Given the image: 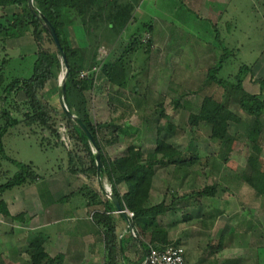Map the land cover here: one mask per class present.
<instances>
[{"label": "trees", "instance_id": "trees-1", "mask_svg": "<svg viewBox=\"0 0 264 264\" xmlns=\"http://www.w3.org/2000/svg\"><path fill=\"white\" fill-rule=\"evenodd\" d=\"M142 0H34L35 9H31L28 0H0V154L6 157L4 136L12 127L24 125L31 132H48V137L41 139V147L63 146L61 141L60 124L67 126L68 134L74 147L68 151V167L66 170L83 175L95 182L97 179V162L93 145L87 134L62 108L52 105L44 96L49 84L59 88V76L65 70V62L60 50L57 48L51 34L44 24L43 16L47 17L56 29L61 45L66 53L69 73L66 80V104L75 115L80 117L91 131L99 146L100 156L103 163L102 179L111 186L112 192L117 196L123 207L134 212L131 218L136 233L131 238H137L142 245L143 254L132 264H143L151 247L165 248L168 245H181V239L172 240L170 230L177 223L191 222L192 213H186L182 220L172 221L173 224L164 226L161 217L169 211H175L176 202L182 201L188 195H194L197 203L204 197L215 198L218 193L216 184L191 191L190 194L177 195L169 204L165 199L153 203V180L159 170L173 167L178 178L189 177L191 168L201 164L207 166L211 158L205 161L198 159V155L187 156L174 144L160 137L166 130L175 133L176 125L167 112V103L174 104L178 108H192V102L187 99L181 102V98L163 96L157 101L155 112L158 118L167 120L165 129L157 125V140L155 149L145 153L135 142L129 143L121 155L114 158L109 156L107 146L119 142L120 136L127 133L126 128L118 123V119L105 122H95L89 111L87 92L95 88L93 73L81 78L84 69H91L101 64L103 74L112 87H117V92L127 89L137 95H141L148 103L149 67L144 65L141 71L136 69L139 55L145 53L150 60L152 47L151 38L144 39L140 31L132 34L131 38L122 42V50L115 53L113 59L99 60V45L94 43L91 36L103 27H108L113 34L111 44L121 40L122 33L134 18L135 7ZM14 9L11 12L8 10ZM103 21H108L102 26ZM81 23L85 33L89 37L86 47L73 46L68 37V32L77 24ZM152 30L151 23L143 27ZM31 34L35 40L36 51L33 54L34 62L29 75L23 67L12 65L13 58L7 48V41L11 38L22 37ZM231 50L225 49L220 60L208 67L202 84L190 88L185 95L199 94L202 97L198 111L190 110L189 124L192 126L206 125L209 128L210 137L216 143L218 157L224 163H228L231 154L235 151L239 142V135L230 131L231 123L245 126L247 145L250 152L247 156V164L241 171L243 180L264 198V161L262 157L264 149V98L261 94L251 93L245 89V78L251 72V65L243 64L238 73L231 78H223L218 75L222 70ZM233 51V50H232ZM27 56L22 55L25 60ZM140 57V56H139ZM24 70V71H23ZM264 84V77L256 80ZM23 93L24 99L18 100V94ZM184 95V96H185ZM237 96V106L240 112L233 108V98ZM169 100V101H167ZM151 120H146L149 123ZM132 127V126H131ZM193 140L190 141L193 147ZM65 144V143H64ZM16 161L14 159H11ZM18 172L6 182L0 184V210L9 215L3 194L17 186H26L43 177L35 169V165L18 161ZM126 190L122 192V187ZM86 195L89 196V205L94 208L101 206L93 213L95 222L102 229L105 243L104 264H126L130 261L126 255L125 247L119 239V217L114 214L116 206L110 198L103 199L100 192L85 187ZM82 191V190H80ZM214 212L206 211L211 218H216L222 211L214 207ZM199 217V216H198ZM14 220H26L25 215L12 216ZM224 243V238L218 241H210L208 247L219 249ZM261 247L257 248L259 263L264 264V256ZM145 251V252H144ZM27 253L31 264H55L57 257H52L46 251L45 240L41 231L31 232ZM227 259L224 264H241L242 260ZM124 261V262H123Z\"/></svg>", "mask_w": 264, "mask_h": 264}, {"label": "rangeland", "instance_id": "rangeland-1", "mask_svg": "<svg viewBox=\"0 0 264 264\" xmlns=\"http://www.w3.org/2000/svg\"><path fill=\"white\" fill-rule=\"evenodd\" d=\"M12 10L14 9H10L8 12ZM2 13V9H0V15ZM256 28L257 26L254 25L253 29ZM93 34L96 35L95 33ZM73 35L75 34L72 33L70 36V42L73 46H87L83 40ZM236 36L237 40L234 42L228 40L223 42L224 46H227V48L218 51L215 58H208L215 64L220 60L225 49L231 50L228 51L227 60L222 70L218 73L220 77L232 79L243 64L251 65L262 56L264 42L261 40H254V38H259V35L253 33L247 36L239 32ZM92 40L94 43H97L99 47H101L103 43H106L104 46H112L111 42L109 44L101 39L95 40L92 38ZM197 43L204 44V42L201 41ZM209 44L217 47L219 46L218 42H210ZM205 45H208V42H205ZM34 47L36 49V45H34ZM34 47L24 46L9 49V53L13 58L12 65L20 67L19 69H21V67H23L24 70L27 69L24 75H29L31 72L34 62ZM235 47L238 49L236 50ZM7 48L9 47L7 46ZM103 48L104 47L100 48V50L98 48L99 57L101 56V50ZM104 49L107 50L108 48ZM192 52L193 51L186 50V54H191L192 57L196 58L197 56L200 57V53H204V51L199 52V55L194 56ZM196 54H198V52ZM22 55L27 56L25 60L21 59ZM136 55L140 56L136 58V69L138 71H141L144 65L149 67L150 60L145 57V53L140 51ZM202 59L205 60L207 58ZM207 69L208 66L204 65L202 70H197L195 73H153L152 71L149 74L148 72V88L151 90L148 95V100L151 97L152 102L153 98H162L164 95L175 98H177V96L179 97L180 94L187 92L188 89L201 85L205 79ZM63 72L64 70L60 76ZM101 75L102 74H100V76ZM262 75L261 73L249 74L245 78V83L248 90L251 92H260L264 97V88H261L260 83L256 81ZM100 76L98 82L101 79ZM58 83H60V78ZM53 85L49 84L47 86L48 89L43 91L44 96L52 105L61 108L58 98V88L54 87L53 89H49ZM170 86L174 88L173 91L169 88ZM98 87H101L99 88L101 90L88 93L89 111L91 112L93 121L98 123L118 119V123L123 125L127 130L125 135L120 136L119 142L115 144L114 147L109 148V156L113 158L121 155L126 146L132 142L139 145L145 153L152 152L155 149L158 137L157 125H162L164 129L167 125V120L164 118L160 119L158 123H155L158 114L155 112L154 104H150L151 102L146 103V99L139 95L136 98L143 101L142 105H138V107H140L138 108L139 111H136V113L134 112V114L132 112L129 115L128 113L124 114L123 112H127L129 109L126 106H122L121 100L119 101L121 94L119 93L118 95L116 93L117 87L106 86L103 81ZM127 94L132 98L137 95L132 93V91H128ZM23 96L24 94L20 93L17 99L23 100ZM180 98L181 102L187 99L191 100L193 102L192 108L181 107L176 109L173 103H167V112L169 114L172 113V122L176 125V129L174 134L164 130L160 137L169 143H173L179 150L185 152L187 156L196 154L198 155V159L202 162L207 158H211L212 160L207 166L201 164L198 167H192V173L188 178H178L180 176L175 175V169L173 167H168V171L166 172L163 169L159 170L153 180L155 182V190L152 188L154 192L152 201L153 203H157L165 199L167 203L170 204L177 195L181 196L185 193L190 194L191 191L198 190L210 184H216L218 186V193L215 198L204 197L200 203H197V198L194 195H188L183 198L182 201L176 202L177 205H174L176 206L175 211H169L160 218L161 224L168 227V225L173 224L174 221L182 220L186 213H192L194 219L191 222L177 223V225H174L170 230V238L173 241L180 238L181 244L185 247L187 243H182L183 235L188 237L189 234H191L193 237L190 239V245L186 247L189 258L188 264H195L196 261L200 264L204 260L202 259L203 256L213 261L216 257L215 253L217 249L215 250V248L211 249L208 247L207 242L210 239L216 242L219 240L220 236L229 233L231 237L227 239L226 243L228 245L231 244L235 249L233 250V255L238 258L243 256L239 259V262L241 260V262L246 260L245 253L247 251L249 252L252 248V264H260L257 248L261 247V254L264 256V198L258 195L241 177V171L247 164V156L250 152V148L247 145L246 128L245 126L231 123L230 131L239 135V142L236 145L235 151L231 154L230 161L224 163L218 157L219 148L210 137L209 128L204 124L200 126H192L189 124L188 119L190 110L198 111L202 102V97L199 94H187L185 96H180ZM236 100L237 96L235 95L232 105L237 112H240V110H237L239 107L237 106ZM108 102H110L109 105L107 104ZM97 105H100L99 109H97ZM119 108L122 109L123 114L114 115L120 110ZM146 120L151 121L147 123ZM62 122L64 123V121ZM45 137H48V132H38L37 134L31 132L27 126L22 124L8 130L3 139L5 147L4 155H6V157L0 154V184L6 182L18 172L20 168L18 161L33 163L35 169L44 178L49 175H59V173L63 174L67 172L66 167H68L69 163L67 150L73 149L74 142L71 141L69 146L63 142V146L44 148L41 147L40 143L41 139ZM60 140L62 141L63 139ZM191 140L194 142L192 145L193 147L189 144ZM262 157L264 161V150ZM91 181L93 186L106 199L107 197L104 190L106 189L107 181L105 179L103 180V186H101L98 181ZM23 187L24 186L14 187L6 191L3 195L5 197L9 194L17 193ZM214 207H218L217 210L222 211V213L216 218H211L206 214V211L214 212ZM215 223H217V227H215ZM189 225H191V227H188ZM251 245H253V247ZM140 253H142V250Z\"/></svg>", "mask_w": 264, "mask_h": 264}, {"label": "crops", "instance_id": "crops-1", "mask_svg": "<svg viewBox=\"0 0 264 264\" xmlns=\"http://www.w3.org/2000/svg\"><path fill=\"white\" fill-rule=\"evenodd\" d=\"M103 22L102 26L108 25L105 24L108 21ZM146 23H151V31L143 28ZM254 25L257 26L256 29H253ZM136 31L142 32L144 39L151 38L152 41L149 74L152 71L153 73H195L197 70H202L204 65L208 67L214 65L208 58H215L218 51L227 48L224 46V41H236V35L239 32L247 36L255 33L260 37L254 38V40L264 42V0H142L135 7L134 18L122 33L121 40L108 47L104 46L106 43H103L99 49L108 48L106 58L113 59L114 54L122 50L120 47L122 42L129 40ZM72 33L88 46L89 37L81 23L77 22L68 32L69 39ZM95 34L92 36L95 40L101 39L109 44L112 42L113 34L110 33L108 27H103ZM198 41L204 42V44H199ZM205 42H208V45H205ZM210 42H218L219 46L209 44ZM34 45H36L35 40L30 34L7 41L9 49L24 46L34 47ZM33 50L36 51L35 47ZM186 50L193 51L194 56L199 55V52L204 51V53H200V57L196 58L191 54H186ZM197 52L198 54H196ZM261 57L251 64L252 75L254 73L263 74L259 78L264 77V50ZM100 78V83L97 82L95 88L87 92V95L92 91L101 90L98 85L102 81L104 85L111 87L103 74ZM245 81V89L251 92ZM262 87L264 88V84L261 85ZM169 88L174 90L171 86ZM118 92L121 94L119 101L121 100L122 106L129 109L127 112H123L124 114L128 113L129 115L131 112L134 114L139 111L138 105L143 104V101L136 98L139 95L132 98L127 94V89H121ZM251 93L260 94V92ZM183 95L185 92L180 94V96ZM179 97L177 96V98ZM167 98L175 97L167 96ZM160 99L162 98L155 97L151 102L150 97L147 100L149 103L151 102L150 104H155ZM107 104L109 105L110 102ZM99 106L97 105V109ZM119 109L114 115L123 114L122 109ZM114 146H107V152L109 153V148ZM164 171L166 172L168 169ZM86 186L98 192L89 178L67 171L63 174L59 173V175L41 177L36 182L24 186L17 193L5 197L3 195L9 215L0 210V264H31L30 256L27 253L29 237L31 232L38 231H41L45 240L47 253L58 258L55 264H104V236L102 229L93 218V213L102 207L92 208L88 204L89 196L85 193L87 189H84ZM152 188L155 190L154 181ZM125 190L126 187L123 186L122 192ZM100 196L105 199L101 193ZM17 214L25 215L26 220L12 219V216ZM118 218L120 244L123 243L126 255L130 259L126 264H132L143 254L140 253L141 250L143 252V248L137 238H131L133 234L124 216L122 218L118 216ZM215 227H217V223H215ZM222 236L224 243L216 251L215 259L211 261L203 256L204 260L200 264H224L227 259L238 258L233 255L235 249L232 245L226 243L227 239L231 237L230 233ZM182 238V243H187L188 246L193 237L189 234L188 237L183 235ZM210 241L212 240L210 239L207 245ZM251 246L253 247V245ZM251 250L252 248L245 253L246 260L241 264H252ZM186 258L189 263L187 251ZM195 264H198V261Z\"/></svg>", "mask_w": 264, "mask_h": 264}, {"label": "water", "instance_id": "water-1", "mask_svg": "<svg viewBox=\"0 0 264 264\" xmlns=\"http://www.w3.org/2000/svg\"><path fill=\"white\" fill-rule=\"evenodd\" d=\"M28 4L30 6L31 9H35V5H34V0H28ZM43 20H44V24L47 27L49 33L51 34L57 48L60 50L63 60L65 62V70L63 72V74L59 77L60 78V83H59V88H58V98H59V103L60 106L62 108V110L66 113V115L68 117H70L72 120H74L80 127L81 129L87 134V136L90 138V141L93 145L94 148V153L96 156V162H97V179L98 182L100 183L101 186H103V179H102V168H103V163H102V159L100 156V150H99V146L96 143L91 131L89 130V128L86 126V124L83 122V120L78 117L77 115H75L71 110H69L66 101H65V97H66V80H67V75L69 73V66H68V62H67V57H66V53L61 45L59 36L56 32L55 27L53 26V24L51 23V21L43 16ZM102 189L104 190V188L102 187ZM105 191V190H104ZM108 197L114 202L116 209L119 211H122L123 206L121 204V202L119 201V199L117 198V196L111 191V192H107ZM122 215L124 216V218L128 221L129 223V228H133V224H132V220L128 217V215L123 212ZM147 260L145 261L144 264H147Z\"/></svg>", "mask_w": 264, "mask_h": 264}, {"label": "built area", "instance_id": "built-area-1", "mask_svg": "<svg viewBox=\"0 0 264 264\" xmlns=\"http://www.w3.org/2000/svg\"><path fill=\"white\" fill-rule=\"evenodd\" d=\"M107 50H101V56L98 57L99 60H104L107 55ZM90 73L94 74L95 83L98 82L99 76L101 74V64H97L93 66L91 69H84L82 70L80 77L84 78L90 75ZM60 131H61V139L67 146L71 143V138L68 134V129L65 123L60 124ZM105 195L107 198V192H111V187L106 184ZM125 212L128 217L131 219L134 216V212L128 209L127 207H123L122 211L115 210L114 214L119 215ZM132 234L136 237V233L134 227L130 229ZM147 264H188L186 258V249L183 245H168L165 248H157L151 247L149 253L147 254Z\"/></svg>", "mask_w": 264, "mask_h": 264}]
</instances>
